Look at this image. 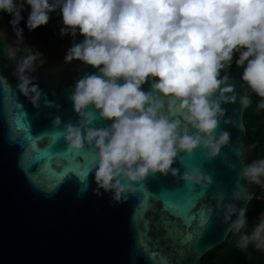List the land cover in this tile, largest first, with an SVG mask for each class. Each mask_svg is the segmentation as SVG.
I'll return each instance as SVG.
<instances>
[{"label":"clouds","instance_id":"9594fccd","mask_svg":"<svg viewBox=\"0 0 264 264\" xmlns=\"http://www.w3.org/2000/svg\"><path fill=\"white\" fill-rule=\"evenodd\" d=\"M26 6L29 31L47 25L59 9L60 33L73 37L65 63L79 60L96 69L75 80L68 98L78 119L63 122L62 135L71 149L87 145L94 154L97 195L102 189L123 202L133 188L120 177L140 183L156 173L200 187L212 184L199 168L180 174L172 164L197 147L214 158L230 143L229 131H217L232 122L222 105L238 101L243 110L251 105V92L264 109V0H0L16 37L8 50L16 87L38 107L42 90L31 73L43 64V53L24 45L19 25ZM234 56L243 69L240 92L229 75H221ZM146 82L148 91L142 90ZM97 119L111 123L98 127ZM52 123L61 126V117ZM239 176L244 183L232 190L231 202L217 192L216 207L231 221L228 230L240 234L237 247L264 250V213L249 230L247 204L236 203L250 201L248 185L264 181V158L242 162Z\"/></svg>","mask_w":264,"mask_h":264},{"label":"water","instance_id":"95a60500","mask_svg":"<svg viewBox=\"0 0 264 264\" xmlns=\"http://www.w3.org/2000/svg\"><path fill=\"white\" fill-rule=\"evenodd\" d=\"M23 30L24 45L43 53V64L31 73L42 95L34 107L17 89L15 61L8 58L16 37L9 24L0 23V264H203L202 256L230 232L215 195L231 202L232 190L244 183L242 162L256 157L238 101L222 105L232 122L217 131H229L231 140L216 157L197 147L172 164L180 174L199 168L212 184L200 187L171 173L150 174L140 183L120 177L133 192L115 202L111 192L93 191L96 160L88 146L71 149L62 135L63 122L78 119L68 98L75 80L96 69L79 60L65 63L67 42ZM242 70L227 73L237 92ZM150 87L146 82L142 90ZM56 116L59 127L52 123ZM110 123L97 119L96 126ZM255 189L248 185L252 196ZM236 203L245 207L249 201Z\"/></svg>","mask_w":264,"mask_h":264},{"label":"trees","instance_id":"16d2710c","mask_svg":"<svg viewBox=\"0 0 264 264\" xmlns=\"http://www.w3.org/2000/svg\"><path fill=\"white\" fill-rule=\"evenodd\" d=\"M29 8L26 6L25 10L21 13L24 17L20 21V25L27 32L35 34L39 37L43 30L47 29V34L52 36L56 35V39L60 42H67L71 45L73 37L65 34L61 35L60 29L64 27L61 21V15L59 9L50 13V19L47 25H42L36 29L29 31L25 26V21ZM10 16L7 13H0V23L9 24ZM83 37L77 33L75 40H79ZM238 56V54H236ZM236 56H234L231 67H225L221 69V75H225L230 71L238 69L235 64ZM251 99V105L244 108L243 122L245 126L246 135L250 140L256 142V157L255 160L264 158V109L258 107L260 97L255 93H249ZM264 213V181L261 184H256V189L253 193L252 199L247 204L246 217L249 223V230L252 225L259 222L261 214ZM239 233L230 231L226 239L222 244L215 247L212 252L206 253L202 256L201 261L203 264H264V250L256 249L253 245H250L247 249H241L237 247V241L239 239Z\"/></svg>","mask_w":264,"mask_h":264},{"label":"flooded vegetation","instance_id":"af4514ba","mask_svg":"<svg viewBox=\"0 0 264 264\" xmlns=\"http://www.w3.org/2000/svg\"><path fill=\"white\" fill-rule=\"evenodd\" d=\"M43 31L47 34V29H45V30H43ZM53 37H54L55 40H57V39H56V35H53Z\"/></svg>","mask_w":264,"mask_h":264}]
</instances>
